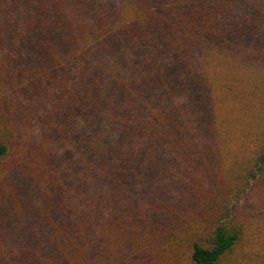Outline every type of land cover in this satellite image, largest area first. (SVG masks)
Wrapping results in <instances>:
<instances>
[{"label": "trees", "instance_id": "obj_1", "mask_svg": "<svg viewBox=\"0 0 264 264\" xmlns=\"http://www.w3.org/2000/svg\"><path fill=\"white\" fill-rule=\"evenodd\" d=\"M264 264V0H0V264Z\"/></svg>", "mask_w": 264, "mask_h": 264}, {"label": "rangeland", "instance_id": "obj_2", "mask_svg": "<svg viewBox=\"0 0 264 264\" xmlns=\"http://www.w3.org/2000/svg\"><path fill=\"white\" fill-rule=\"evenodd\" d=\"M186 246L187 245H183L173 252L165 253L164 257H166L167 260L160 257L158 252H156L154 258H151L149 255H145L142 257L143 259L141 264H186L189 254V250Z\"/></svg>", "mask_w": 264, "mask_h": 264}]
</instances>
